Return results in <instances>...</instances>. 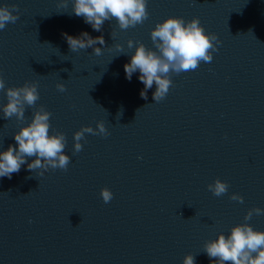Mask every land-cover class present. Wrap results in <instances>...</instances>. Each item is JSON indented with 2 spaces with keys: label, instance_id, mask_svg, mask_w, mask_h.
Listing matches in <instances>:
<instances>
[{
  "label": "water",
  "instance_id": "95a60500",
  "mask_svg": "<svg viewBox=\"0 0 264 264\" xmlns=\"http://www.w3.org/2000/svg\"><path fill=\"white\" fill-rule=\"evenodd\" d=\"M57 3L0 0L19 9L0 30V77L6 87L35 81L39 93L24 121L0 112V151L16 145L13 133L42 105L70 157L66 171L39 176L22 165L0 177V264H182L189 253L210 264L202 246L218 233L245 222L264 231V215L243 219L264 209V0H147L143 24L120 30L113 19L101 32L72 13L71 0ZM169 16L199 18L220 43L210 63L170 74L163 100L153 101L155 85L144 100L139 73L129 81L123 66L135 42L155 50L150 30ZM82 32L103 36L100 55L70 51L64 34ZM97 121L109 134L86 133L73 155V133ZM217 178L229 185L220 197L207 189Z\"/></svg>",
  "mask_w": 264,
  "mask_h": 264
},
{
  "label": "clouds",
  "instance_id": "9594fccd",
  "mask_svg": "<svg viewBox=\"0 0 264 264\" xmlns=\"http://www.w3.org/2000/svg\"><path fill=\"white\" fill-rule=\"evenodd\" d=\"M72 13L82 17L94 31L101 32L105 21L115 20L120 30H127L148 19L147 0H71ZM58 8H66L67 0H58ZM18 7L13 4L0 6V30L18 19ZM150 39L155 50L148 49L144 44L135 42V50L124 67L126 79H132L138 72L139 81L144 85L140 91L142 99L147 100V90L155 85L152 93L154 102L163 100L173 86L170 74H180L197 69L201 62L210 63L212 53L217 51L220 43L215 33H205L199 18L193 17L185 21L183 17L169 16L162 22H157L150 30ZM67 45L72 52L93 49V54L100 55L105 41L103 36L92 37L87 32L78 36L64 34ZM112 38L115 36L111 32ZM215 42V43H213ZM129 49L133 48V40L126 41ZM114 47L123 53L122 46ZM58 91H66L63 83L55 85ZM0 90L6 95L7 102L0 105L3 118L15 117L24 121L26 106L32 108L39 100L38 84L35 81H25L21 86L6 87L5 80L0 77ZM51 113L41 105L33 111L31 120L13 133L15 146L9 145L0 151V177L11 178L18 173L22 165L31 172L40 170L37 175L43 176L49 168L67 170L70 157L65 154L66 137L64 133L54 131L50 134ZM107 136L109 133L103 121H97L95 129L91 126H81L73 133V155L82 151L80 141L85 140V134ZM86 142V140H85ZM34 157L31 162L26 158ZM229 185L220 179H214L207 185L208 191L220 197L227 193ZM100 197L104 203L112 200L113 194L108 188L100 189ZM230 200L243 203V197L233 193ZM264 215V209L253 207L246 211L243 219L249 221L253 215ZM203 252L209 257L210 264H264V231L254 230L249 223H238L231 227L228 235L218 233L213 240L205 241ZM182 264H195L192 254L183 257Z\"/></svg>",
  "mask_w": 264,
  "mask_h": 264
}]
</instances>
